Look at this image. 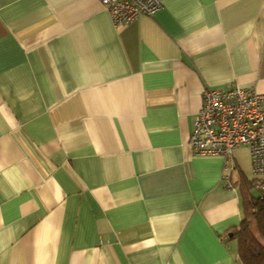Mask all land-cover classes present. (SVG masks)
<instances>
[{"label":"crops","instance_id":"1","mask_svg":"<svg viewBox=\"0 0 264 264\" xmlns=\"http://www.w3.org/2000/svg\"><path fill=\"white\" fill-rule=\"evenodd\" d=\"M161 2L0 0V264H242L250 149L189 140L205 91L264 92V0Z\"/></svg>","mask_w":264,"mask_h":264},{"label":"built area","instance_id":"2","mask_svg":"<svg viewBox=\"0 0 264 264\" xmlns=\"http://www.w3.org/2000/svg\"><path fill=\"white\" fill-rule=\"evenodd\" d=\"M100 2L115 26L153 16L163 8L161 0ZM189 144L196 155L225 158H230L237 147L247 146L256 186L264 193V92L240 87L205 91ZM225 178L230 185V176Z\"/></svg>","mask_w":264,"mask_h":264},{"label":"trees","instance_id":"3","mask_svg":"<svg viewBox=\"0 0 264 264\" xmlns=\"http://www.w3.org/2000/svg\"><path fill=\"white\" fill-rule=\"evenodd\" d=\"M253 189H256L257 195L250 191L244 198V220L239 229H237L232 238L239 243V259L242 264H264V193L252 183ZM252 211V218L257 221L258 235L250 228L248 212Z\"/></svg>","mask_w":264,"mask_h":264},{"label":"rangeland","instance_id":"4","mask_svg":"<svg viewBox=\"0 0 264 264\" xmlns=\"http://www.w3.org/2000/svg\"><path fill=\"white\" fill-rule=\"evenodd\" d=\"M248 216H249V225H250L251 230L256 235H258L257 221H256V219H254V217L252 218V216H254L252 211L248 212Z\"/></svg>","mask_w":264,"mask_h":264}]
</instances>
